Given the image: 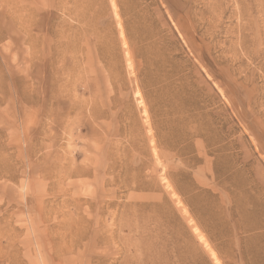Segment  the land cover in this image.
<instances>
[{"label": "rangeland", "instance_id": "obj_1", "mask_svg": "<svg viewBox=\"0 0 264 264\" xmlns=\"http://www.w3.org/2000/svg\"><path fill=\"white\" fill-rule=\"evenodd\" d=\"M0 264H264V0H0Z\"/></svg>", "mask_w": 264, "mask_h": 264}, {"label": "bare ground", "instance_id": "obj_2", "mask_svg": "<svg viewBox=\"0 0 264 264\" xmlns=\"http://www.w3.org/2000/svg\"><path fill=\"white\" fill-rule=\"evenodd\" d=\"M218 263V262H217Z\"/></svg>", "mask_w": 264, "mask_h": 264}]
</instances>
